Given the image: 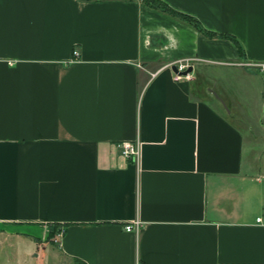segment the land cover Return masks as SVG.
<instances>
[{
  "label": "crops",
  "instance_id": "crops-1",
  "mask_svg": "<svg viewBox=\"0 0 264 264\" xmlns=\"http://www.w3.org/2000/svg\"><path fill=\"white\" fill-rule=\"evenodd\" d=\"M162 1L243 53L141 0H0V226L52 264H264V0Z\"/></svg>",
  "mask_w": 264,
  "mask_h": 264
},
{
  "label": "rangeland",
  "instance_id": "rangeland-1",
  "mask_svg": "<svg viewBox=\"0 0 264 264\" xmlns=\"http://www.w3.org/2000/svg\"><path fill=\"white\" fill-rule=\"evenodd\" d=\"M259 125L256 130L257 135L260 136L256 140V151L260 154L264 152V114ZM3 226H0V264H37L38 258L31 256L30 252L36 253L41 248H32L33 245L30 242V237L20 236V234L15 233L10 227ZM60 232L61 229L58 227L52 238H56ZM41 251L45 254L43 255V261L46 264L47 262L52 264L48 257L50 253ZM62 264H67V262L63 261Z\"/></svg>",
  "mask_w": 264,
  "mask_h": 264
},
{
  "label": "built area",
  "instance_id": "built-area-1",
  "mask_svg": "<svg viewBox=\"0 0 264 264\" xmlns=\"http://www.w3.org/2000/svg\"><path fill=\"white\" fill-rule=\"evenodd\" d=\"M73 53H74L75 57L78 55L77 51H75ZM200 61H202V59L197 58L195 56H189V57H183V58H179L177 60H174V61L166 64V66L168 68H170L172 65H175L179 71H183L189 66L193 67L196 63H198ZM256 65H257L256 67H258L259 70L264 74V63H260V64H256ZM173 74H174L175 79L188 78L190 75V73H189L185 76H181V75H177L174 72H173ZM116 146L120 149V154L122 156H124L125 158L132 159L133 161L138 160L139 154H140V142L138 139H135L134 141L119 142L116 144ZM262 176L264 177V170L262 171ZM139 225H140V223L138 222V220H135L131 223L125 224L124 229L126 231L137 232Z\"/></svg>",
  "mask_w": 264,
  "mask_h": 264
},
{
  "label": "trees",
  "instance_id": "trees-1",
  "mask_svg": "<svg viewBox=\"0 0 264 264\" xmlns=\"http://www.w3.org/2000/svg\"><path fill=\"white\" fill-rule=\"evenodd\" d=\"M142 2H144L145 4H147L150 7H153L155 9H158L164 13H167L173 17H176L188 24H190L191 26H193L195 29H197L198 31H200L201 33H203L204 35H206L207 37L213 38V37H223V38H229L232 41H234L238 47L239 50V54L243 53V49L241 47V45L239 44V42L231 35H226V34H216L214 32H211L207 29H205L200 23L199 21L194 18L191 15L182 13V12H178L174 9H172L171 7H169L165 2H163L162 0H141ZM58 230V227L55 225L53 227H50L46 236V240H50L52 238V236L55 234V232ZM74 264H85L82 260L74 258L73 259Z\"/></svg>",
  "mask_w": 264,
  "mask_h": 264
},
{
  "label": "water",
  "instance_id": "water-1",
  "mask_svg": "<svg viewBox=\"0 0 264 264\" xmlns=\"http://www.w3.org/2000/svg\"><path fill=\"white\" fill-rule=\"evenodd\" d=\"M170 69H171L172 72L176 73L177 75L185 76V75H187V74L192 72L193 67L189 66L185 70L179 71L175 65H172L170 67ZM212 93L216 96V98H218L221 101V99L215 94V92L212 91Z\"/></svg>",
  "mask_w": 264,
  "mask_h": 264
}]
</instances>
